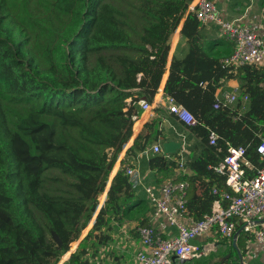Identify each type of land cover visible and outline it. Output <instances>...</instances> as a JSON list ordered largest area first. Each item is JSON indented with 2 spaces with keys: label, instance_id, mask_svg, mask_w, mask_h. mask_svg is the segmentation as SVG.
<instances>
[{
  "label": "trees",
  "instance_id": "obj_1",
  "mask_svg": "<svg viewBox=\"0 0 264 264\" xmlns=\"http://www.w3.org/2000/svg\"><path fill=\"white\" fill-rule=\"evenodd\" d=\"M101 1L0 0V264L61 262L95 216L68 258V263L86 264L85 242L95 230L127 217L139 202L149 205L123 164L159 137L164 141L159 119L144 124L116 171L114 166L133 133L138 100L151 101L160 85L169 51L165 40L193 0H177L172 21L154 17L144 28L141 40L150 49L127 65L129 78L118 77L108 62L86 65L87 40ZM200 27L189 11L180 29L187 49L173 55L163 87L165 97L196 117L191 130L204 145L203 154L189 161L193 175L176 178L190 183L187 209L194 219L209 213L215 199L211 187L191 199L195 179L208 176L211 186L224 187V177L209 168L217 161L213 149L219 147L222 155L228 145L246 146L247 159L264 167L256 152L264 139V65H245L235 75L241 95L248 96L244 105L240 99L236 104L240 117H233L232 107L215 109L218 80L228 72L200 43ZM209 129L219 135L216 146L207 145ZM174 164L164 154H153L146 166L165 172ZM244 168L247 175L256 174ZM99 197L105 198L100 207ZM149 224L144 217L138 225Z\"/></svg>",
  "mask_w": 264,
  "mask_h": 264
},
{
  "label": "built area",
  "instance_id": "obj_2",
  "mask_svg": "<svg viewBox=\"0 0 264 264\" xmlns=\"http://www.w3.org/2000/svg\"><path fill=\"white\" fill-rule=\"evenodd\" d=\"M188 8L195 12L200 26L214 23L218 26L220 36L232 41V53L220 60L222 68L236 74L245 65L254 67L264 65V39L251 26L242 24L239 19L225 18L213 0H193ZM200 85L204 87L206 82H201ZM239 99L244 105L248 101V96L241 95L236 89L216 91L213 107L231 108ZM137 105L138 118L133 116L136 121L152 110V104L148 100L140 99ZM166 109L186 127H192L197 123L193 113L176 102L173 97H166ZM218 137L216 131L209 129L207 145L216 146ZM149 150L159 153L160 144L154 142L144 152ZM185 151V147L180 143L181 154L177 163L183 175ZM212 152L217 161L210 164L209 168L224 177V187L216 185L211 187L210 191L215 196L211 211L200 219H194L187 209L190 188L187 179L168 180L158 187L141 183L152 211L149 225L136 226L141 244L133 253L137 264H172L174 261L205 257L209 247L194 242L198 235L215 230L220 236L231 240L239 224H243L242 229L245 232L252 233L254 239L262 245L264 253V227L255 229L253 224L256 218L264 216V168H256L247 159V147L243 145H228L222 155L219 147ZM256 152L261 160L264 159V140L256 145ZM244 167L255 170L256 174L247 175ZM135 171L134 165H125V172L129 176H133ZM158 218L165 219L176 229V233L163 236L153 225Z\"/></svg>",
  "mask_w": 264,
  "mask_h": 264
},
{
  "label": "crops",
  "instance_id": "obj_3",
  "mask_svg": "<svg viewBox=\"0 0 264 264\" xmlns=\"http://www.w3.org/2000/svg\"><path fill=\"white\" fill-rule=\"evenodd\" d=\"M213 1L216 3L217 9L225 18L231 20L239 19L242 24L251 26L254 31L264 39V0ZM189 11H191V9L187 8L179 24L174 29L173 33H171V43L169 44V51L163 76L154 97L150 101L152 104V110L145 113L143 117H140L135 122L133 133L115 163L114 171L120 166L121 159L124 157L126 149L132 144L134 137L143 129L144 124L152 123L159 119V127L161 128L165 139L162 141L161 137H159L157 140L149 143L147 148H150L152 143L158 142L161 151L159 153H154L149 150L148 152L143 153L137 152L136 156L128 155L123 164L124 166L130 164L134 165L136 169L134 175L139 184L144 183L158 187L168 180H174L178 176L183 175L178 168L177 163L178 157L181 154L180 147L175 152L165 155L162 145L166 141L179 142L185 147L186 151L183 154L185 159L184 175H193V170L188 166L189 161L191 158L203 154L204 145L201 139L196 136L195 132L191 130V127H186L176 119L174 114L167 111L166 97L163 94V87L169 73V67L173 55L181 56L183 54L181 49L184 48V52L187 49L186 38L181 37L180 29ZM200 29V43L206 46L208 52L218 56L219 60L232 51L231 42L220 36L216 24L207 23L201 25ZM135 53V56L132 55L133 59H129L130 64L136 59L143 57L142 51L139 53V50L137 49V51L135 50ZM114 64L115 66L112 65V67L118 77H130V73L126 76V65L119 64L118 62ZM118 68H122V73L118 72ZM229 74H231V76ZM235 75V73L228 72L227 75L220 78L218 80L216 91L219 92L220 90L236 89L240 92L241 81ZM153 154H164L168 159L174 161V166L169 167L165 172L149 169L146 166L147 160L149 156ZM110 176H112V173ZM210 184V177L208 176L196 178L191 199H193V195L202 197V194L206 189L216 185L213 184L211 186ZM102 199H104V197ZM150 212L151 210L147 202H139L137 206H134L127 211V217L121 218L120 220L111 219L106 225L102 226L101 229L95 230L93 234H91L90 239L85 242L88 249L86 254L82 256V260L86 261V264H137L134 260L133 253L141 244L136 232V226L144 217L147 220H150ZM94 217L95 216L92 218L93 220ZM93 220L89 222L76 239L73 249L69 246L68 251L64 254H67V256H64L63 260L61 262L58 261L56 264H71L68 263V258L72 252L76 251L79 243L90 231L93 225ZM253 224L255 229L263 228L264 216L256 218ZM153 225L163 236H170L176 233V229L173 226H170L165 219L158 218ZM239 225H237V227ZM237 227L236 231L239 229L244 231L241 228L243 227V224L240 225L239 229H237ZM241 231L235 239L232 238L231 240L220 236L215 230L200 234L194 242L209 247L207 256L199 259L194 258L183 261H174L172 264H264L262 245L254 239L252 233ZM240 233H242L243 237L240 236Z\"/></svg>",
  "mask_w": 264,
  "mask_h": 264
},
{
  "label": "rangeland",
  "instance_id": "obj_4",
  "mask_svg": "<svg viewBox=\"0 0 264 264\" xmlns=\"http://www.w3.org/2000/svg\"><path fill=\"white\" fill-rule=\"evenodd\" d=\"M176 2L177 0H102L96 8L92 34L87 40V67L92 68L97 61L108 62L113 66L116 62L131 66L133 63L130 65L129 59L136 55L135 50L138 49L140 53L146 47L150 49L141 40L144 28L154 23V17L159 21L162 18L172 21V16L176 13ZM117 30L123 31L121 35ZM171 37L172 35L165 40V44L171 43ZM116 39L117 43H113ZM107 43L110 46L105 47ZM113 44L118 46L111 47ZM118 72L122 73V68H118ZM231 107L233 117H240L241 110L237 109V105ZM101 199L99 197L98 207L105 200Z\"/></svg>",
  "mask_w": 264,
  "mask_h": 264
},
{
  "label": "water",
  "instance_id": "obj_5",
  "mask_svg": "<svg viewBox=\"0 0 264 264\" xmlns=\"http://www.w3.org/2000/svg\"><path fill=\"white\" fill-rule=\"evenodd\" d=\"M163 152L165 155H167L168 153H173L175 152L179 147H180V143L179 142H174V141H166L163 143ZM242 228V227H241ZM241 231V229L237 230L234 235H233V239L236 238V236L238 235V233Z\"/></svg>",
  "mask_w": 264,
  "mask_h": 264
}]
</instances>
